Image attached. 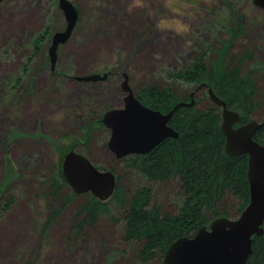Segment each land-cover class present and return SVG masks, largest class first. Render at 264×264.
<instances>
[{
	"label": "rangeland",
	"instance_id": "374dc122",
	"mask_svg": "<svg viewBox=\"0 0 264 264\" xmlns=\"http://www.w3.org/2000/svg\"><path fill=\"white\" fill-rule=\"evenodd\" d=\"M71 1L80 15L71 38L59 48L54 70L52 35L66 26L59 0L0 2V17L11 14L14 20L0 22V235H9L7 245L0 241V264H163V257L140 260L141 243L124 238V212L114 200L112 216L101 215L94 227L77 231L76 212L87 193L77 194L44 233V222L61 204L60 197L51 200L47 194L49 178L64 154L76 149L99 168L113 169L128 195L148 185L153 202L177 213L184 201L179 179L152 181L125 164L130 156L116 157L102 116L124 105L123 73L135 92L150 85L173 87L179 94L197 90L196 83L173 74L204 53L212 67L239 20L243 33L225 57L253 73L258 102L253 118L264 119V8L253 0ZM26 16L30 22L23 24ZM47 27L49 37L36 52L34 40ZM86 44L92 49L79 58L77 51L84 53ZM107 71L115 76L95 82L76 78ZM196 99L201 110L214 106L206 88L198 87ZM240 203L238 197L227 198L220 215L225 209L226 216L237 218ZM206 214L210 223L214 214Z\"/></svg>",
	"mask_w": 264,
	"mask_h": 264
},
{
	"label": "trees",
	"instance_id": "16d2710c",
	"mask_svg": "<svg viewBox=\"0 0 264 264\" xmlns=\"http://www.w3.org/2000/svg\"><path fill=\"white\" fill-rule=\"evenodd\" d=\"M0 19L1 24L5 25L14 22L11 14ZM29 20L30 16H26L22 23L26 24ZM243 30V23L238 20L231 27V38L218 49V59L213 61L212 67L207 64L204 53L190 67L173 74V77L191 83L209 82L216 94L228 103L229 108L241 114L236 125L253 119L258 107L253 73L243 71L240 65L230 64L225 57L229 44ZM49 33L47 27L35 38L36 52H39ZM129 33L130 30L125 31V42ZM92 35L90 40L95 38L96 33ZM2 37L4 34H0ZM91 49L88 44L84 45V53L77 51L78 57L85 58V53ZM192 92L179 94L173 87L150 85L141 89L137 97L147 106L168 112L181 100L191 101ZM196 104L179 108L170 120V124L180 133L177 139L168 138L148 154L131 155L125 160V164L134 167L152 181L179 179L184 201L178 212H164L152 201V188L148 185L128 195L127 190L119 184L120 176H117L116 190L110 199L102 201L87 193V200L76 212L74 227L77 231H83L87 226L94 227L101 215L112 216L110 202L114 200L124 212V238L140 242V260L150 262L163 257L178 237L192 235L203 225H208L207 211L212 212L215 218L219 217L220 208L224 207L227 198L238 197L241 211L247 206L250 200L248 155L228 156L225 152L226 136L221 129V109L214 104L201 110ZM254 138L264 142V126L256 132ZM64 188L68 190L66 193H63ZM47 194L51 200L60 197L61 204L50 212L44 222V233L62 210L78 196L64 179L61 163L49 178ZM12 201L11 196L6 206H10ZM222 214L228 215L227 210L224 209ZM0 241L2 246L7 245L9 235H0ZM246 264H264V231L254 236L253 253Z\"/></svg>",
	"mask_w": 264,
	"mask_h": 264
},
{
	"label": "water",
	"instance_id": "95a60500",
	"mask_svg": "<svg viewBox=\"0 0 264 264\" xmlns=\"http://www.w3.org/2000/svg\"><path fill=\"white\" fill-rule=\"evenodd\" d=\"M3 0H0L2 2ZM264 8V0H253ZM66 26L52 35L49 54L52 68L58 58V48L67 43L79 19V8L71 0H59ZM110 71L77 76L79 81L105 80ZM122 89L126 93L124 105L108 109L102 116L103 124L110 129V151L116 157L144 155L168 138L177 139L179 131L171 124L174 113L183 106L196 104V91L191 101L181 100L168 112L143 104L135 94L124 73ZM206 88L210 99L221 108V129L226 136L225 152L238 157L248 154V180L250 200L237 218L219 216L209 225H203L192 235L178 237L163 256V264H246L253 253L254 236L264 231V143L254 138L264 126V119H251L235 126L240 114L216 94L209 82L199 84ZM62 171L66 182L76 194L90 193L102 201L112 197L117 186L114 170L99 168L86 154L69 150L63 157Z\"/></svg>",
	"mask_w": 264,
	"mask_h": 264
},
{
	"label": "flooded vegetation",
	"instance_id": "af4514ba",
	"mask_svg": "<svg viewBox=\"0 0 264 264\" xmlns=\"http://www.w3.org/2000/svg\"><path fill=\"white\" fill-rule=\"evenodd\" d=\"M76 6H77V4H76ZM78 7V6H77ZM71 38V37H70ZM52 66V65H51ZM53 69V68H52ZM55 69V68H54ZM53 69V70H54ZM113 76H115V73H113V71L112 72H110L109 73V75H108V77L105 79V80H109V79H111ZM123 76H124V73H123ZM198 86L197 87H199V84H197ZM202 88H204V87H202ZM136 95L138 96V92H136ZM195 96H196V94H195ZM197 101V100H196ZM221 109V108H220ZM237 124V123H236ZM235 124V126H238V125H240V124H238V125H236ZM261 142V141H260ZM264 143V142H263ZM248 155V154H247ZM241 156V155H240ZM248 159H249V156H248Z\"/></svg>",
	"mask_w": 264,
	"mask_h": 264
},
{
	"label": "bare ground",
	"instance_id": "6f19581e",
	"mask_svg": "<svg viewBox=\"0 0 264 264\" xmlns=\"http://www.w3.org/2000/svg\"><path fill=\"white\" fill-rule=\"evenodd\" d=\"M60 48V47H59ZM59 48H58V51H59ZM57 61H58V58H57V60H56V63H55V67H56V65H57ZM141 101V100H140ZM240 114V113H239ZM240 118H241V114H240Z\"/></svg>",
	"mask_w": 264,
	"mask_h": 264
}]
</instances>
